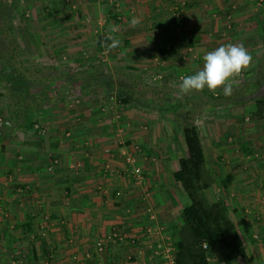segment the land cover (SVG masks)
<instances>
[{
  "label": "crops",
  "instance_id": "obj_1",
  "mask_svg": "<svg viewBox=\"0 0 264 264\" xmlns=\"http://www.w3.org/2000/svg\"><path fill=\"white\" fill-rule=\"evenodd\" d=\"M178 4L185 7L176 21ZM133 17L140 19L136 27ZM12 24L19 55L39 57L40 78L77 79L45 81L51 100L24 124L10 116L0 92V117L12 121L0 127V264H168L152 244L174 239L189 203L173 179L186 146L183 153L172 135L181 127L172 105L181 102L185 111L187 102L201 101L192 116L211 183L207 196L225 201L243 237L246 254L234 264H264V118L246 115L255 110L252 98L264 95V0H20ZM99 35L120 44L99 47ZM229 43L252 56L230 99L222 89L207 88L181 98L180 78L198 72L206 53ZM94 72L109 76L116 89L82 86L83 76ZM122 83L138 95L137 103L114 94ZM149 85L154 102L164 95L177 99L146 104L140 99ZM128 154L144 175L141 183L127 170ZM114 227L126 239L98 250L97 241ZM148 227L160 234H148ZM209 260L224 264L218 246Z\"/></svg>",
  "mask_w": 264,
  "mask_h": 264
},
{
  "label": "trees",
  "instance_id": "obj_2",
  "mask_svg": "<svg viewBox=\"0 0 264 264\" xmlns=\"http://www.w3.org/2000/svg\"><path fill=\"white\" fill-rule=\"evenodd\" d=\"M19 3L20 0L10 2L0 0V81L5 83L4 87L8 90L4 94L8 98L10 116L17 124H24L33 110L45 101L51 100L43 89L45 81L48 82L52 78V81H62L68 77L74 81L77 78L74 75L71 77L63 74L40 78V75L35 77L34 74L42 71L41 68L36 67L35 72L31 73L30 69L27 72L26 67L23 69L16 64L11 65L10 60L13 55L18 54L16 49L19 48L12 24V16ZM174 18L176 21L181 20V17ZM106 37L105 35L97 37L99 47L111 44ZM101 74L102 72H94L92 76H83L81 85L84 83L86 86H93L92 84L103 83L107 91H113L115 86L111 78L109 81V76L103 78ZM116 91L118 92L114 94L123 103L134 102L136 99L124 83L119 84ZM206 93L210 95L207 90ZM252 99L255 104L253 115L263 119L264 95H257ZM178 105L179 108H174ZM181 106L182 103L178 102L172 105V108L180 118L186 155L179 158V167L173 172V179L181 185L189 198V203L182 208L180 226L175 228L176 235L170 242L176 249L174 264H210L209 255L213 246L219 247L224 264H234L237 257L246 254L243 237L228 215L225 201L222 198L211 200L207 196L206 191L211 183L206 176V157L200 130L192 111L190 109L182 111Z\"/></svg>",
  "mask_w": 264,
  "mask_h": 264
},
{
  "label": "clouds",
  "instance_id": "obj_3",
  "mask_svg": "<svg viewBox=\"0 0 264 264\" xmlns=\"http://www.w3.org/2000/svg\"><path fill=\"white\" fill-rule=\"evenodd\" d=\"M140 23L138 17H133L131 26L136 27ZM116 26H110V32H116ZM111 41L107 45L109 49L119 46L120 41L112 35L106 37ZM203 67L192 75L182 76L178 86L180 97L193 92H202L207 88L210 92L223 90L225 96L232 95L233 82L241 76L252 61V56L242 44L229 43L221 45L214 51L203 56Z\"/></svg>",
  "mask_w": 264,
  "mask_h": 264
},
{
  "label": "rangeland",
  "instance_id": "obj_4",
  "mask_svg": "<svg viewBox=\"0 0 264 264\" xmlns=\"http://www.w3.org/2000/svg\"><path fill=\"white\" fill-rule=\"evenodd\" d=\"M16 26V28H17V30L18 31H20L21 32V29H20V26H21V24H16L15 25ZM18 37V36H17ZM19 39H20V36H19ZM18 39V40H19ZM23 39V38H22ZM17 40V41H18ZM19 42H20V40H19ZM10 48V47H9ZM20 46H19V48H17L16 49V51H19L20 50ZM36 54V53H35ZM35 54H29V53H27V54H25L26 56H20V55H22V54H20L19 55V53L18 54H15L16 56H14V58L12 59V61L17 65V66H20L21 68H23V69H25V66L27 67L28 66V68H26V70H27V72H28V69H30V71H31V73H33V72H35V70L34 69H36V67H37V64H38V62H40V60H39V57L37 56V55H35ZM109 54V52L107 51V52H103L102 54H100V56H99V60L101 61H103V58L104 57H107V55ZM19 55V56H18ZM103 55V56H102ZM33 56V57H32ZM39 56H43V53L42 54H39ZM67 60H68V57H65ZM40 59H42V58H40ZM28 60V61H27ZM107 62V61H106ZM47 70L50 72V69H46V74H47ZM81 70H83L82 68H79L78 69V72H80ZM53 72H56V70H53ZM83 72H84V70H83ZM82 71H81V73H83ZM50 74L51 75H54L52 72H50ZM37 75H41V73L39 72L38 74L37 73H35L34 74V76L35 77H37ZM77 75H80L79 73L77 74ZM161 78L159 77L158 78V80H154V81H158V83H160L161 81ZM4 82L3 81H0V92L2 91L3 93H5V92H7L8 90H7V88L6 87H4ZM151 86L149 85L147 88L145 87V89H144V91H143V93L141 94L142 95V98L143 99H140L141 101H143L144 103H146V104H154L155 106L156 105H160V106H164L166 103L168 104L171 100H176L177 98L175 97V95H172V97L171 96H167V97H165V95H164V97L162 98V99H159V101L156 99V101L154 102V100H155V93H154V90L153 89H149ZM240 95H242V93L240 94ZM177 96H179V95H177ZM224 95H221L220 97H221V99H223L222 97H223ZM134 97L136 98L135 99V101H134V103H137V101H138V99H139V97H138V95L136 94V93H134ZM225 97H227V96H225ZM233 97V96H232ZM231 97V98H232ZM166 98H168V100L166 99ZM227 99H230V96H228L227 97ZM232 102H233V100H232ZM225 103V102H224ZM205 105V103L203 102V101H201V102H187V108L186 107H184L186 110L187 109H190L191 111H192V113H194L195 111H198V110H196V106L197 105ZM230 105V102H226L225 103V105ZM233 104V103H232ZM158 105V107H160ZM224 106V105H223ZM179 108L180 106L178 105V106H175L174 108ZM254 108H255V106H254ZM178 112V111H177ZM246 115H248V117H249V119H251L252 120V116H253V114L252 113H247ZM197 117V116H196ZM255 117V116H254ZM195 118V117H194ZM176 120H180V118L178 117V116H176ZM248 123H249V121H248ZM219 126H223V128L225 127V123L221 120V121H219ZM196 125H197V123H196ZM198 126V125H197ZM199 128V127H198ZM225 130V129H224ZM173 136H174V139H175V143H177V144H179V146H182V152L184 153V142H183V133H182V131H181V127H180V129H179V131H176V133L175 134H172ZM182 153V154H183ZM243 154V153H242Z\"/></svg>",
  "mask_w": 264,
  "mask_h": 264
},
{
  "label": "built area",
  "instance_id": "obj_5",
  "mask_svg": "<svg viewBox=\"0 0 264 264\" xmlns=\"http://www.w3.org/2000/svg\"><path fill=\"white\" fill-rule=\"evenodd\" d=\"M184 7H185L184 4L176 5L174 7V16L181 17L184 12L183 10ZM75 101L79 102L78 99ZM10 125H12V121L9 118L0 117V127L10 126ZM36 127L39 128L40 127L39 124H36ZM43 131L44 130H42V132ZM68 134L69 133H67V135ZM53 162L57 164L59 162V159L55 158ZM124 162L126 164L127 170L130 171L135 176V179L138 183H141L144 180V175L142 171L140 170V168L137 166L135 157L128 154L125 156ZM151 214H152L151 217L155 218V215L153 213ZM147 232L148 234H151V235L160 234V231L154 227H148ZM125 239H126L125 234L122 233L119 230V228L114 227L111 233L108 234L107 236L101 237L97 241L96 245H97L98 250H103L109 241L122 242ZM152 245H153L152 248H153L154 254L162 256L168 262V264H174V254H175L176 249L170 242H167L165 238L160 237L159 239H156V242L153 243Z\"/></svg>",
  "mask_w": 264,
  "mask_h": 264
}]
</instances>
